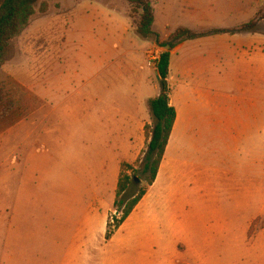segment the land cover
<instances>
[{
    "label": "rangeland",
    "instance_id": "1",
    "mask_svg": "<svg viewBox=\"0 0 264 264\" xmlns=\"http://www.w3.org/2000/svg\"><path fill=\"white\" fill-rule=\"evenodd\" d=\"M45 2L48 13L41 15L38 4L13 58L0 68L12 105L11 112L0 107V264L58 263L55 243L69 240L88 208L97 215L94 244L105 246L101 227L114 209L120 161L130 162L143 139L141 101L160 94L149 54L162 52L154 45L142 51L143 39L126 33L125 0ZM153 10L156 34L182 23L173 0L154 1ZM233 80L229 92L252 87V79ZM261 87L264 120V76ZM130 234L121 231L112 251L127 254L129 264H160Z\"/></svg>",
    "mask_w": 264,
    "mask_h": 264
},
{
    "label": "crops",
    "instance_id": "2",
    "mask_svg": "<svg viewBox=\"0 0 264 264\" xmlns=\"http://www.w3.org/2000/svg\"><path fill=\"white\" fill-rule=\"evenodd\" d=\"M173 5L182 23L158 34L162 42L180 28L223 33L264 15V0H173ZM120 16L131 40L140 41L131 19ZM140 42L142 51L157 46L151 40ZM262 76L260 22L255 32L208 35L172 50L167 82L177 116L155 183L110 241L105 234L114 209L108 210L101 227L105 246L94 244L97 215L88 208L69 240L55 243L52 251L61 247L55 264H129L127 254L112 251L125 230L154 251L160 264H264ZM231 77L236 84L252 79V87L229 92ZM27 92L38 96L37 88ZM158 95L141 101L143 139L130 162L146 148L147 105ZM91 245L96 251H89Z\"/></svg>",
    "mask_w": 264,
    "mask_h": 264
},
{
    "label": "trees",
    "instance_id": "3",
    "mask_svg": "<svg viewBox=\"0 0 264 264\" xmlns=\"http://www.w3.org/2000/svg\"><path fill=\"white\" fill-rule=\"evenodd\" d=\"M47 0H0V68L5 66L15 54V43L27 31L41 4V15L48 13ZM111 1V0H105ZM130 6L128 17L134 21L137 34L144 40H152L165 49L158 64L160 94L149 101L151 123L144 128L146 150L133 164L122 163L118 180L114 210L107 224L105 240L110 241L124 222L130 217L147 194L158 176L161 163L176 122V109L170 104L171 89L167 82L170 70L171 51L180 44L202 38L221 31L195 33L186 28L176 30L168 40L161 41L153 32L155 21L152 0H125ZM259 21L241 26L239 32H255ZM0 87V107L11 112V101ZM143 157V159H142ZM136 178L139 182L136 181Z\"/></svg>",
    "mask_w": 264,
    "mask_h": 264
},
{
    "label": "built area",
    "instance_id": "4",
    "mask_svg": "<svg viewBox=\"0 0 264 264\" xmlns=\"http://www.w3.org/2000/svg\"><path fill=\"white\" fill-rule=\"evenodd\" d=\"M162 54L163 53L160 54V52L157 49L151 51L150 54H149L150 64L157 71H158V64H159V61H160V58H161Z\"/></svg>",
    "mask_w": 264,
    "mask_h": 264
},
{
    "label": "water",
    "instance_id": "5",
    "mask_svg": "<svg viewBox=\"0 0 264 264\" xmlns=\"http://www.w3.org/2000/svg\"><path fill=\"white\" fill-rule=\"evenodd\" d=\"M136 181L139 182V180L136 178Z\"/></svg>",
    "mask_w": 264,
    "mask_h": 264
}]
</instances>
